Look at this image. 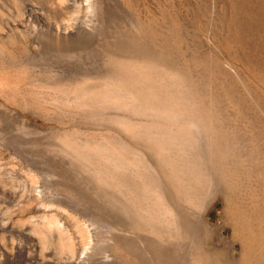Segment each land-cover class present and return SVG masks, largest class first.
I'll list each match as a JSON object with an SVG mask.
<instances>
[{
	"label": "rangeland",
	"instance_id": "rangeland-1",
	"mask_svg": "<svg viewBox=\"0 0 264 264\" xmlns=\"http://www.w3.org/2000/svg\"><path fill=\"white\" fill-rule=\"evenodd\" d=\"M260 235L264 0H0V264H264Z\"/></svg>",
	"mask_w": 264,
	"mask_h": 264
},
{
	"label": "bare ground",
	"instance_id": "bare-ground-1",
	"mask_svg": "<svg viewBox=\"0 0 264 264\" xmlns=\"http://www.w3.org/2000/svg\"><path fill=\"white\" fill-rule=\"evenodd\" d=\"M91 4H92V3H91ZM84 7H85V6H84ZM84 7H83V8H84ZM86 8H87V7H86ZM75 9H76V8H75ZM90 9H91V7H90ZM80 10H81V9H80ZM82 10H83V9H82ZM92 12H93V11H92ZM59 22H60V21H59ZM69 22H71V21H69ZM66 23H67V22H66ZM74 24H75V23H74ZM62 25H63V24H62ZM70 26H71V25H70ZM20 27H23V28L27 29V30H28V33H30V34H32V35H36V34L39 35V32L41 31V25L36 26V27L34 28L33 32H30L29 27H28V26H25V25H23V24H18V25H16V26L14 27V28H15L14 30L21 31V30H20ZM48 28H51L52 31L54 30V31H55V34H56L57 36L61 37V39H62V38H67V37L71 36V35L74 33V32H71L72 29H71V30H68V29H65V28H61V27H59V25H58L57 27H55V26L52 27V26L49 25ZM66 28H67V25H66ZM82 28H83V27H82ZM44 30H45V29H44ZM37 35H36V37H37ZM75 35H76V34H75ZM90 35H91V34H90ZM57 36H56V37H57ZM49 38H50V37H49ZM70 38H71V37H70ZM78 38H79V37H78ZM72 39H73V38H72ZM52 40H53V39H52ZM66 40H67V39H66ZM116 53H117V52H116ZM114 54H115V53H114ZM119 56H120V55H119ZM108 57H109V56H108ZM128 57H129V56H128ZM122 61H123V60H122ZM130 61H131V60H130ZM137 61H138V60H137ZM133 63H134V61H133ZM116 66H117V65H116ZM142 66H143V65H142ZM130 67H131V65H130ZM134 67H135V65H134ZM143 67H144V66H143ZM146 67H147V68H145V69L150 68V67H148V66H146ZM131 68H132V67H131ZM140 69H141V68H140ZM142 69H143V68H142ZM118 70H119V69H118ZM126 70H128V69H126ZM131 70L133 71V69H131ZM135 71H136V70H135ZM142 71H143V70H142ZM147 71H148V70H147ZM124 72L126 73V71H124ZM129 72H130V71H129ZM150 72H151V71H150ZM150 72H149V73H150ZM133 73H134V72H133ZM144 73H145V72H143L142 74H144ZM154 73H155V72H154ZM156 73H157V72H156ZM112 74H113V73H112ZM131 74H132V73H131ZM140 74H141V73H139V75H140ZM142 74H141V75H142ZM151 74H152V72H151ZM157 74H158V73H157ZM118 75H119V74H118ZM125 75H126V74H125ZM129 75H130V74H129ZM135 75H136V74H135ZM139 75H138V76H139ZM115 77H117V75H116ZM121 77H123V76H121ZM157 77H158V76H157ZM109 78H110V77H109ZM109 78H108V80H109ZM126 78L128 79V77H126ZM147 78H148V77H147ZM149 78H150V77H149ZM158 78H159V77H158ZM162 78H163V77H162ZM176 78H177V77H176ZM150 79H151V78H150ZM150 79H149V80H150ZM133 80H134V79H133ZM141 80H143V79H141ZM145 80H146V79H145ZM155 80H156V79H155ZM33 81H34V80H33ZM39 81H40V80H39ZM121 81L124 82V80H121ZM129 81H130V79H129ZM136 81H137V80H136ZM153 81H154V80H153ZM125 82H126V81H125ZM144 82H146V81H144ZM147 82H148V81H147ZM158 82H159V81H158ZM158 82H157V80H156V85H158V84H157ZM142 83H143V82H142ZM150 83H153L152 80H151ZM154 83H155V81H154ZM159 83H160V82H159ZM86 84H87V83H86ZM94 84H95V83H94ZM108 84H109V83L105 84V86H104L105 88L107 87V89H108V87L110 88V84H109V86H108ZM119 84H120V83H119ZM127 84H128V83H127ZM148 84H149V82H148ZM160 84H161V83H160ZM174 84H175V83H174ZM38 85H39V84H38ZM42 85H43V84H42ZM46 85H47V84H46ZM46 85H45V86H46ZM106 85H107V86H106ZM112 85H113V84H112ZM137 85H138V84H137ZM98 86H99V85H98ZM123 86H124V85H123ZM140 86H141V85H140ZM143 86L145 87V84H144ZM143 86H142V87H143ZM149 86H151V85H149ZM149 86H148V87H149ZM86 87H88V86H86ZM101 87H102V86H101ZM128 87H129V86H128ZM131 87H132V86H131ZM175 87H176V86H175ZM44 88H45V87L43 86V89H44ZM96 88H97V87H96ZM139 88H140V87H139ZM84 89H85V87H84ZM98 89H99V88H98ZM147 89H148V88H147ZM147 89L145 88V91H146ZM153 89H154V88H153ZM44 90H45V89H44ZM154 90H155V89H154ZM164 90H165V89H164ZM173 90H174V89H173ZM88 91H89V90H88ZM88 91H87V92H88ZM132 91H133V90H132ZM103 92H104V90H103ZM114 92H115V91H114ZM130 92H131V91H130ZM136 92H137V91H136ZM150 92H151V91H150ZM152 92H153V90H152ZM96 93H98V91H97ZM99 93H100V91H99ZM106 93H107V92H106V90H105V95H106ZM143 93H144V92H143ZM154 93H156V92H153V94H154ZM184 93H185V92H184ZM85 94H86V93H85ZM93 94H94V93H93ZM100 94H101V95H100V97H99V98H100L99 101H100V102L102 101V100H101V97H104V98H105L104 101H106V97H107L108 95L104 96L102 92H101ZM111 94H112V93H111ZM111 94H110V96H111ZM116 94H117V93H116ZM128 94H129V92H128ZM130 94H131V93H130ZM140 94H141V93H140ZM140 94H138V95H140ZM144 94H145V93H144ZM148 94H149V93H148ZM153 94H152V95H153ZM156 94H158V93H156ZM159 94H160V93H159ZM113 95H114V94H112V96H111L112 98H113ZM154 95H155V94H154ZM154 95H153V96H154ZM171 95H172V94H171ZM42 96H43V95H42ZM85 96H86V95H85ZM96 96H97V94H96ZM96 96H93V95H92V97H91V96H88V97H89V99H90V97L93 98V97H96ZM128 96H130V95H128ZM150 96H151V94H150ZM88 97H85V98L87 99ZM117 97H119V96H117ZM123 97H124V96H123ZM154 97H155V96H154ZM99 98H98V99H99ZM133 98H135V97H133ZM139 98H140V97H139ZM146 98H147V95H146ZM80 99H81V98H80ZM93 99H94V98H93ZM96 99H97V98H96ZM102 99H103V98H102ZM121 99H122V98H121ZM141 99L144 101L145 98L143 99V98L141 97ZM175 99H177V98H175ZM94 100H95V99H94ZM115 100H116V99H115ZM142 100H140V101H142ZM146 100H147V99H146ZM149 100L151 101V98H149ZM173 100H174V99H173ZM120 101H121V100H120ZM150 101H149V103H150ZM157 101H158V100H157ZM157 101H156V102H157ZM77 102H78V101H77ZM83 102H84V99H83ZM110 102H112V101H110ZM131 102H132V101H131ZM153 102H154V101H153ZM105 103H106V102H105ZM142 103H143V102H142ZM157 103H158V102H157ZM82 104H83V103H82ZM120 104H121V103H120ZM153 104H156V103H153ZM153 104H152V105H153ZM85 105H86V104H85ZM94 105H96V104H94ZM97 105H98V104H97ZM109 105H111V104L109 103ZM123 105H124V104H123ZM149 105H150V104H149ZM101 106H102V105H101ZM124 106H125V105H124ZM141 106H142V105H141ZM154 106H155V105H154ZM154 106H153V107H154ZM156 106H157V105H156ZM127 107H128V106H127ZM137 107H139V104H138ZM143 107H144V106H143ZM153 107H152V108H153ZM90 108H91V107H90ZM95 108H96V106L94 107V110H95ZM97 108H98V107H97ZM132 108L134 109V107H132ZM150 108H151V107H150ZM91 109H92V108H91ZM103 109H105V108L103 107ZM137 109H138V108L135 107V110H137ZM157 109H158V107H157ZM161 109H162V108H161ZM99 110H100V109H99ZM159 110H160V109H159ZM166 110H167V109H166ZM171 110H172V109H170V111H171ZM215 110H216V109H215ZM100 111H101V110H100ZM137 111H138V110H137ZM152 111H154V110H152ZM173 111H174V110H173ZM178 111H179V110H178ZM178 111H177V113H178ZM147 112H148V110H147ZM159 112H162V111L160 110ZM163 112H164V111H163ZM163 112H162V113H163ZM151 113H152V112H151ZM167 113H168V112H166V114H167ZM177 113H176V114H177ZM211 113H212V112H211ZM167 115H168V114H167ZM177 115H178V114H177ZM205 116H206V115H205ZM175 117H176V116H175ZM204 118H205V117H204ZM206 118H207V117H206ZM170 119H171V118H170ZM174 119H175V118H174ZM175 120H177V118H176ZM195 122H196V120H195ZM198 122H199V121H198ZM221 122H222V121H221ZM199 123H200V122H199ZM134 124H135V123H134ZM190 124H191V123H190ZM211 124H212V123H211ZM137 125H138V124H137ZM161 125H162V124H161ZM199 125H200V124H199ZM139 126H140V125H139ZM158 126H159V125H158ZM158 126H157V127H158ZM183 126H184V125H183ZM157 127H156V128H157ZM192 127H193V126H192ZM128 128H129V127H128ZM131 128H132V127H131ZM133 128H134V127H133ZM174 128H175V127H174ZM135 129H136V128H135ZM162 129H163V128H162ZM166 129H167V128H166ZM166 129H165V130H166ZM214 129H215V128H214ZM136 130H137V129H136ZM163 130H164V129H163ZM206 130H207V129H206ZM161 131H162V130H161ZM174 132H175V131H174ZM200 132H201V131H200ZM210 132H211V131H210ZM162 133H163V132H162ZM154 135H155V136L157 135V138H158V139L162 138V137L159 138L157 133L154 134ZM159 135H160V134H159ZM164 135H165V134H164ZM164 135H163V137H164ZM169 135H170V134H169ZM175 135L177 136V134H175ZM166 136H167V135H166ZM172 136L174 137V135H172ZM141 138H142V137H141ZM154 138H155V137H153V139H154ZM164 138H165V137H164ZM168 138H170V137H168ZM179 138H180V135H179ZM155 139H156V138H155ZM155 139H154V140H155ZM166 139H167V138H166ZM166 139H165V140H166ZM173 139H174V138H173ZM180 139H181V138H180ZM142 140H143V139H142ZM162 140H163V139H162ZM180 141H181V140H180ZM155 142H156V140H155ZM157 142H158V141H157ZM157 142H156V143H157ZM160 142H161V140H160ZM178 142H179V141H178ZM181 143H182V142H181ZM186 143H187V142H186ZM184 144H185V143H184ZM94 145H95V144H94ZM158 146H159V145H158ZM159 147H160V146H159ZM171 147H172V146H171ZM97 148H98V147H97ZM106 148H107V147H106ZM227 148H228V147H227ZM132 149H133V147H132ZM101 150H102V149H101ZM160 150H161V149H160ZM160 150H159V151H160ZM171 150H172V149H171ZM211 150H213V149H211ZM94 151H95V150H94ZM99 151H100V150H99ZM105 151H106V150H105ZM109 152H110V151H109ZM156 153H157V152H156ZM162 153H163V150H162ZM169 153H170V151H169ZM169 153H168V154H169ZM213 154H214V153H213ZM126 155H127V154H126ZM162 155H163V154H162ZM164 155H165V154H164ZM176 155H177V154H176ZM178 155H179V154H178ZM187 155H188V154H187ZM111 156H112V155H111ZM113 156L116 157V155H113ZM127 156H128V155H127ZM156 156H157V155H156ZM156 156H154V157H156ZM170 156H171V155H170ZM106 157H107V155H106ZM109 157H110V156H109ZM109 157H107V158H109ZM122 157H123V156H122ZM130 157H131V156H130ZM160 157H161V156H160ZM86 158H87V157H86ZM111 158H112V157H111ZM111 158H110V160H111ZM118 158H119V157H118ZM123 158H124V157H123ZM128 158H129V157H128ZM162 158H163V157H162ZM166 158H167V157H166ZM166 158H165V159H166ZM190 158H191V157H190ZM89 159H90V158H89ZM113 159H114V158H113ZM160 159H161V158H160ZM83 160H85V159H83ZM107 160H108V159H107ZM119 160H120V159H119ZM128 160H129V159H127V161H128ZM175 160H177V159H175ZM190 160H191V159H190ZM211 160H212V159H211ZM85 161H86V160H85ZM85 161H84V162H85ZM125 161H126V160H125ZM127 161H126V162H127ZM164 161H165V160H164ZM109 162H110V161H109ZM116 162H117V161H116ZM175 162H176V161H175ZM107 163H108V162H107ZM111 163H112V162H111ZM173 163H174V162H173ZM211 163H212V162H211ZM233 163H234V162H233ZM178 164H179V163H178ZM188 164H189V163H188ZM101 165H102V164H101ZM105 165H106V164H105ZM105 165H104V166H105ZM108 165H109V164H108ZM185 165H186V164H185ZM98 166H99V165H98ZM104 166H101V168L104 167ZM106 166H107V165H106ZM119 166H120V165H119ZM178 166H179V165H178ZM182 166H183V165H182ZM170 167H171V166H170ZM105 168H106V167H105ZM153 168H154V167H153ZM106 169H107V168H106ZM113 169H114V168H113ZM124 169H125V168H124ZM144 169H145V168H144ZM154 169H155V168H154ZM102 170L104 171V169H102ZM114 170H115V169H114ZM114 170H113V171H114ZM128 170H129V169H128ZM133 170H134V169H133ZM172 170L174 171V173H176L174 169H172ZM193 170H194V169H193ZM103 171H102V172H103ZM105 171H106V170H105ZM109 171H110V170H109ZM113 171H112V172H113ZM118 171H119V170H118ZM176 171L178 172V169H177ZM110 172H111V171H110ZM132 172H133V171H132ZM100 173H101V172H100ZM106 173H107V172H106ZM172 173H173V172H172ZM182 173H184V170H183ZM201 173H202V172H201ZM109 174H110V173H109ZM119 174H120V173H119ZM157 174H158V173H157ZM170 174H171V173H170ZM203 174H204V173H203ZM98 175H99V173H98ZM104 175H106V174L104 173L103 176H104ZM110 175H111V174H110ZM116 175H117V174H116ZM121 175H122V174H121ZM130 175H131V174H130ZM132 175H133V174H132ZM146 175H147V174H146ZM171 175H172V174H171ZM174 175H175V174H174ZM179 175H180V174H179ZM197 175H198V174H197ZM107 176H108V175H107ZM125 176H126V175H125ZM128 176H129V175H128ZM97 177H98V176H97ZM105 177H106V176H105ZM126 177H127V176H126ZM129 177H130V176H129ZM132 177H133V176H132ZM171 177H173V176H171ZM175 177H176V175H175ZM175 177H174V178H175ZM103 178H104V177H103ZM106 178H107V177H106ZM113 178H114V177H113ZM134 178H135V177H134ZM158 178H159V177H158ZM167 178H168V177H167ZM97 179H98V178H97ZM108 179H109V176H108ZM110 179H111V178H110ZM117 179H118V178H117ZM117 179H116V180H117ZM164 179H165V177H164ZM176 179H177V178H176ZM229 179H230V178H229ZM98 180H100V179H98ZM98 180H97V181H98ZM125 180H126V179H125ZM130 180H131V179H130ZM136 180H137V179H136ZM136 180H135V181H136ZM173 180H174V179H173ZM178 180H179V178H178ZM178 180H177V181H178ZM192 180H193V179H192ZM196 180H197V179H196ZM122 181H123V180H122ZM139 181H140V179H139ZM199 181H200V180H199ZM201 181H202V179H201ZM205 181H206V180H205ZM124 182H125V181H124ZM161 182H162V181H161ZM174 182H175V181H174ZM192 182H193V181H192ZM101 183H103V182H101ZM110 183H111V182H110ZM116 183H118V182H116ZM121 183H122V182H121ZM177 183H178V182H177ZM179 183H180V181H179ZM105 184H106V182H105ZM142 184H144V183H142ZM159 184H160V183H159ZM169 184H170V183H169ZM180 184H181V183H180ZM228 184H229V182H228ZM255 184H256V183H255ZM115 185H116V184H115ZM129 185H130V184H129ZM176 185H178V184H176ZM182 185H183V184H182ZM182 185H181L180 187H182ZM230 185H231V184H230ZM127 186H128V185H127ZM130 186H131V185H130ZM145 186H146V185H145ZM145 186H144V187H145ZM160 186H161V185H160ZM160 186H158V187H160ZM163 186H164V185H163ZM106 187H109V185L106 186ZM121 187H122V186H121ZM141 187H142V186H141ZM141 187H140V188H141ZM177 187H178V186H177ZM123 188H125V186H124ZM227 188H228V187H227ZM127 189H128V188H127ZM143 189H144V188H143ZM154 189H155V188H154ZM158 189H159V188H157V191H159ZM161 189H162V188H161ZM163 189H164V188H163ZM163 189H162V190H163ZM170 189H171V187H170ZM170 189H169V190H170ZM180 189H181V188H180ZM118 190H119V188H118ZM129 190H130V189H129ZM129 190H128V191H129ZM134 190H135V189H134ZM181 190H182V189H181ZM103 191L105 192V191H107V190H103ZM112 191H114V190H112ZM128 191H127V192H128ZM130 191H131V190H130ZM144 191H145V190H144ZM153 191H154V190H153ZM164 191H165V189H164ZM172 191H173V190H172ZM187 191H188V190H187ZM187 191H186V192H187ZM195 191H196V190H195ZM107 192H108V191H107ZM146 192H147V191H145V193H146ZM154 192H155V191H154ZM154 192H153V193H154ZM160 192H161V191H160ZM160 192H157V194L159 195ZM162 192H163V191H162ZM165 192H166V191H165ZM174 192H175V191H174ZM176 192H177V191H176ZM181 192H182V191H181ZM254 192H255V191H254ZM119 193H120V192H119ZM119 193H118V194H119ZM132 193H133V192H132ZM138 193H139V189H138ZM140 193H141V192H140ZM166 193H168V191H167ZM184 193H185V192H184ZM189 193H190V192H189ZM256 193H258V192H256ZM108 194H109V193H108ZM121 194H122V193H121ZM124 194H125V193H124ZM126 194L128 195V193H126ZM135 194H137V192H136ZM147 194H148V193H147ZM162 194H163V193H162ZM162 194H161V196H162ZM164 194H165V193H164ZM168 194H169V193H168ZM260 194H262V192H261ZM115 195H116V194H115ZM119 195H120V194H119ZM127 195H126V196H127ZM133 195H134V194H133ZM184 195L187 196L188 194H184ZM254 195H255V198H257V197H256L257 194L254 193ZM121 196H122V195H120V197H121ZM131 196H132V195H131ZM134 196H135V195H134ZM142 196H143V193H142ZM161 196L159 197L160 199H163V198L165 199V197L161 198ZM167 196H168V195H167ZM186 196H185V197H186ZM260 196H261V195H260ZM260 196H259V197H260ZM120 197H119V198H120ZM129 197H130V196H129ZM139 197H140V196H139ZM144 197H145V195H144ZM146 197H147V196H146ZM150 197H151V196H150ZM170 197H171V196H170ZM125 198H126V197H125ZM134 198H135V197H134ZM134 198H132V200H133ZM147 198H148V197H147ZM122 199H123V198H122ZM126 199H127V198H126ZM128 199H129V198H128ZM143 199H144V198H143ZM157 199H158V198H157ZM252 199H253V197H252ZM257 199H258V198H257ZM141 200H142V199H141ZM165 200H168V199H165ZM254 200H255V199H254ZM133 201H134V200H133ZM148 201H149V200H148ZM148 201H147V202H148ZM162 201H163V200H162ZM162 201H161V202H162ZM229 201H230V199H229ZM252 201H253V200H252ZM252 201H251V202H252ZM260 201H261V200H260ZM121 202H122V201H121ZM125 202H126V201H125ZM139 202H140V201H139ZM143 202H144V201H143ZM147 202L145 201V203H147ZM161 202H160V203H161ZM163 202H164V201H163ZM257 202H258V201H257ZM127 203H128V202H127ZM230 203H231V202H230ZM254 203H255V202H254ZM131 204H133V203H131ZM131 204H130V205H131ZM137 204H138V203H137ZM139 204H140V203H139ZM143 204H144V203H143ZM148 204H149V203H148ZM170 205H171V204H170ZM172 205H174V204H172ZM229 205H230V204H229ZM248 205H250V204H248ZM137 206H138V205H137ZM143 206H144V205H142V207H143ZM244 206H245V205H244ZM257 206H258V205H257ZM261 206H262V205H261ZM142 207H140L141 210H142ZM168 207H170V206H168ZM173 207H174V206H173ZM250 207H251V206H250ZM252 207H253V206H252ZM135 208H136V207H135ZM164 208H166V206H165ZM261 208H263V207H261ZM133 209H134V208H133ZM151 209H152V208H151ZM162 209H163V208H162ZM168 209H169V208H168ZM251 209H252V208H251ZM136 210H138V209H136ZM136 210H134V211H136ZM144 210H145V209H144ZM144 210H143V212H144ZM157 210H158V209H157ZM164 210H166V209H164ZM171 210H172V209H171ZM259 210H260V209H259ZM147 211H150V210H147ZM253 211H254V210H253ZM130 212H131V211H130ZM160 212H161V211H160ZM169 212H170V211H168L167 213H168V214H170V213L172 214V212H170V213H169ZM179 212H180V210H179ZM146 213H147V212H146ZM174 213H175V214H172V215H174V217H175L176 212L174 211ZM129 214H130V213H129ZM133 214H134V213H133ZM157 214H158V212H157ZM157 214H156V212H155V215H157ZM159 214H160V213H159ZM161 214H163V213H161ZM184 214H186V212H185ZM227 214H228V213H227ZM227 214H226V215H227ZM142 215H143V214H142ZM147 215H148V214H147ZM248 215H249V214H248ZM257 215H258V214H257ZM143 216H144V215H143ZM153 216H154V215H153ZM168 216H170V215H168ZM184 216H185V215H184ZM184 216H183V218H184ZM188 216H189V215H188ZM174 217H173V218H174ZM177 217H178V216H177ZM147 218H148V217H147ZM151 218H152V216L150 217V219H151ZM166 218H169V217H166ZM175 218H176V217H175ZM175 218H174V219H175ZM185 218H186V217H185ZM185 218H184V219H185ZM155 219H156V218H155ZM171 219H172V218H171ZM258 219H259V218H258ZM167 220H168V219H167ZM169 220H170V219H169ZM179 220H180V219H179ZM185 221H186V219H185ZM187 221H188V220H187ZM258 221H259V220H258ZM148 222H149V221H148ZM159 222H161V221H159ZM169 222H171V220H170ZM175 222H176V221H175ZM179 222H180V221H179ZM176 223H178V221H177ZM161 224H163V223H161ZM173 224H175V223H173ZM179 224H180V223H179ZM251 224H252V223H251ZM175 225H176V224H175ZM183 225H184V224H183ZM258 225H259V224H258ZM261 226H262V225H261ZM163 227H164V226H163ZM167 227H168V226H167ZM181 227H182V226H181ZM185 227H187V226H185ZM191 227H192V226H191ZM241 229H242V228H241ZM244 229H245V228H244ZM248 230H249V229H248ZM259 230H260V229H259ZM188 231H189V230H188ZM261 231H262V230H261ZM240 234H241V233H240ZM247 234H248V233L245 232V235H247ZM251 234H253V233H251ZM237 235H238V234H237ZM260 236L263 237L264 235H263V236L260 235ZM241 237H242V236H241ZM261 237H260V240H261ZM247 238H248V237H247ZM256 238H257V237H255V239H256ZM249 239H250V238H249ZM257 239H258V238H257ZM235 240L238 241V239H235ZM243 241H244V240H243ZM244 242H245V241H244ZM248 243H249V242H248ZM252 243H253V242H252ZM252 243H251V244H252ZM258 243H259V241H258ZM261 245H263V243H262ZM243 246H244V245H243ZM252 246H253V245H252ZM258 246H260V245H258ZM254 247H255V246H254ZM242 248H243V247H242ZM246 248H247V247H246ZM263 248H264V247L261 246L260 254L257 255V256L259 257V260H261V261H264V249H263ZM247 249H248V248H247ZM242 250H243V249H242ZM249 250H250V249H249ZM86 251H88V250H86ZM251 252H253V251H251ZM257 252H258V249H257ZM245 253H246V252H245ZM247 253H248V252H247ZM247 253H246V255H247ZM249 254H250V253H249ZM252 254H253V253H252ZM84 255H85V254H84ZM84 255H83V257H84ZM87 255H88V254H87ZM243 255H244V253H243ZM248 256H249V255H248ZM248 256H245V257L247 258ZM250 256H251V255H250ZM242 258H244V256H243ZM84 259H85V258H84ZM242 261H245V260L243 259Z\"/></svg>",
	"mask_w": 264,
	"mask_h": 264
}]
</instances>
